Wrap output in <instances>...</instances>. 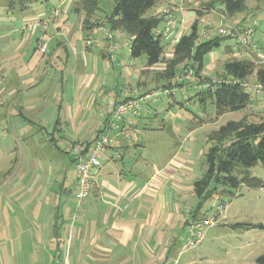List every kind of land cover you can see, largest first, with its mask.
Masks as SVG:
<instances>
[{
  "label": "rangeland",
  "instance_id": "rangeland-1",
  "mask_svg": "<svg viewBox=\"0 0 264 264\" xmlns=\"http://www.w3.org/2000/svg\"><path fill=\"white\" fill-rule=\"evenodd\" d=\"M31 1L20 9L18 4L11 6L9 0H0V226L8 221L14 226L28 227L26 235L11 240L13 247L39 252V240L30 229L48 218L51 194H59L64 182L71 189L70 196L73 197L75 184L72 165L69 154L64 152L69 144L60 141L56 134L63 133L69 143L82 134H73L69 126L71 120L66 125L59 118L63 119V113L66 116L68 113L78 115L77 129L86 130L87 136L93 133L95 121L92 119L98 113L88 110L87 104L92 95L99 97L98 85L120 92L123 87L129 86L138 90L137 114L125 117L126 120H134L135 125L130 130L132 138L127 139V143L135 141L141 146L136 149L132 147L131 154L125 156L122 162L117 161L118 166L115 167L127 171L138 155L157 165H162L168 157H181L185 163L178 178L183 185L186 203L195 208L197 198L192 185L205 172V154L211 144L209 135L229 120H263L264 85L258 84L254 76L248 77L246 87L251 94V104L243 110L217 114L209 99L201 100V85L190 68L180 65L173 75L165 76L163 62L146 66L144 55L130 57L131 36L127 33L119 36L118 31H111L121 61L115 62L114 68L106 67L100 55L107 45V39H104L109 31L106 23V30L98 31L96 28L93 34L89 32L93 43L99 40L100 45L94 43L90 52H86L84 40L78 37L79 33L84 32L81 29V15L74 11L81 0ZM189 1L192 2L190 5L199 6L196 18L199 23L206 22L205 26L199 24V28L205 29L207 36L220 34L219 28L229 29L234 34L231 39H222L218 47L205 55L201 76L213 80L222 77L223 63L229 58L225 46L235 44L236 40L238 42L239 34L247 29L251 30L252 39L259 47L257 54L264 61V0H246V8L230 16L222 13L218 3L214 4L213 9L207 8V0ZM110 2L100 0L101 11H97L93 17L98 26L102 25L110 12ZM55 9L59 10L56 15ZM210 9L214 11L210 12ZM167 10L172 12L170 7ZM66 16L67 19L62 22ZM56 21L62 22L66 29L57 30L54 27ZM164 24H160V29ZM189 25L181 30L179 37L189 31ZM200 38H203L201 34ZM162 43L163 56L168 58L174 43H170L166 36L162 38ZM41 46H44V51L40 50ZM244 49L246 52L237 53L235 50V54L242 57L253 54V50ZM86 53L89 60L88 65L84 66L82 56ZM94 57L98 58L97 65ZM125 61L135 70L129 76L123 66ZM64 62H67L66 66ZM93 72L94 82L88 88L83 85L82 78ZM26 76L33 77L34 84H27L24 81ZM61 87L64 112H59L57 105L59 98L56 93ZM144 91H148L149 96L144 97ZM77 107H81L79 114ZM68 108H72V112H68ZM80 115L86 117L81 121ZM40 120L45 123L46 133L39 130ZM51 134L55 135V140H50ZM109 134L112 135L111 132ZM113 151L105 150L102 162H105V155ZM250 172L264 179L260 163L250 168ZM40 186V190L36 191ZM31 187L33 193H26ZM230 192L217 191L201 204V220L216 216L217 221L214 225H205L203 237L195 247L186 250L179 248L180 253L175 256L178 264H257L256 258L264 253V230L235 229L230 225L237 222L264 224V186L249 188L241 185L238 189H230ZM21 193L26 194L20 198ZM62 200L65 201L66 197L62 196ZM218 205L225 206L220 214H217ZM2 233L0 229V248H7L10 239H5ZM183 242L184 239L180 246ZM26 249V256H23L25 262L34 264L33 255H29L31 252Z\"/></svg>",
  "mask_w": 264,
  "mask_h": 264
},
{
  "label": "crops",
  "instance_id": "crops-1",
  "mask_svg": "<svg viewBox=\"0 0 264 264\" xmlns=\"http://www.w3.org/2000/svg\"><path fill=\"white\" fill-rule=\"evenodd\" d=\"M191 3L189 0H161L157 7V11L163 13L168 7L172 10L173 23L170 34L167 36L170 43H172L174 35H179L181 30L196 18L199 6L190 5ZM58 11L55 9L54 15ZM213 11L210 9V12ZM67 17L61 21L64 22ZM62 22L56 21L54 27L57 30L66 29ZM164 22L165 17L162 23L164 24ZM95 29L93 28L90 33L93 34ZM97 30H106L104 24L98 26ZM117 33L119 36L124 34L120 31ZM113 35L111 31L106 33L104 39H107V45L100 51V55L103 57L106 67L114 68V63L121 60L116 52L117 45ZM78 37L84 40V50L88 53L94 43L96 46L100 45L99 40H94L93 43L89 32H81ZM124 44H129V42H124ZM74 51H76L75 48ZM168 55L171 56V53ZM93 59L97 65L98 58L94 57ZM82 60L84 63L82 65H88L87 53L82 56ZM66 63L64 62V66ZM120 66H122V62H120ZM123 66L126 67L125 73L128 76L135 71L126 61ZM145 71L143 70V72ZM25 74L27 75L28 72ZM94 78V72L86 74L82 78L83 85L88 88L92 87ZM34 80L31 76L24 78V81L29 85L34 84ZM138 83L140 84V81ZM97 87L99 99L92 95L87 104L88 110H95L98 113L96 116L92 115L95 118L92 121L95 123L93 124V133H88L89 138H87L89 135L87 136L86 130L77 129L78 115L72 116L68 113L66 116L63 113V119L59 118L66 125H69L68 121L71 120L69 126L73 134H82L70 143H84L93 140L102 118L100 112L108 108L112 99L119 102L128 97L139 98L138 90L130 86L123 87L121 92L107 90L105 86L102 88L98 85ZM56 95L59 98L57 103L59 112H64L65 109L61 105L62 87ZM147 96H149L148 91H144V97ZM71 110L72 108H68V112H72ZM76 110L79 114L81 107H77ZM85 117L82 115L80 120L82 121ZM133 121H131L128 135L125 133L116 134V130L110 131L114 136V141L107 150L114 151L105 155V162H102L100 168L95 171L91 192L86 198L78 199L76 197V182L70 158L72 178L75 184L73 197L70 196L72 195L71 189H68L69 187H66V184L62 182L59 194L52 193L48 200V204L51 206L48 218L40 221L35 228L30 229L39 240H37L40 246L37 248L39 252L12 245L11 240L26 235L28 227L14 226L8 224V221L0 226V229L3 230V237L10 239L9 247L0 248V264H28L23 257L26 256L25 249L27 252H31L29 255H33L34 264H169L173 258L179 255L180 244L182 239H185V221L189 218L190 211L194 209L193 206L189 207L186 203L183 185L178 178L185 161L175 155L168 157L162 165H157L147 162L144 157L138 155L135 158L136 162L126 169L127 171L117 169L115 167L118 166L117 161L122 162L125 156L131 154L132 147L136 149L141 146L139 142L135 141L127 143V139L132 138L130 130L135 128ZM40 123L41 125L38 123L39 130L46 133V128L43 126L44 121L40 120ZM56 135L60 137V141L70 144L63 133L59 132ZM49 138L55 140V135L51 134ZM117 146L119 148H116ZM120 149L123 150L122 153ZM40 188L41 186L36 191ZM28 191L33 193L34 190L31 187L30 190H26V193ZM26 193H21L19 197H23ZM62 196L66 197L65 201L62 200Z\"/></svg>",
  "mask_w": 264,
  "mask_h": 264
},
{
  "label": "trees",
  "instance_id": "trees-1",
  "mask_svg": "<svg viewBox=\"0 0 264 264\" xmlns=\"http://www.w3.org/2000/svg\"><path fill=\"white\" fill-rule=\"evenodd\" d=\"M30 2L31 0H9L11 6L18 4L20 9H24ZM160 3L161 0H111V10L102 24L106 23L109 31H121L131 36L130 57L138 58L144 55L148 67L163 62L165 67L162 71H165V76L173 75L175 68L180 65L190 68L198 80L197 83L201 85V100L209 99L217 114L243 110L251 104V94L246 87L247 78L254 76L258 84L264 85V61L257 54L259 47L258 51L253 50V54L238 56L235 54L239 45L236 40L235 44L225 46L224 50L229 58L223 63L222 77L213 80L201 76L205 55L218 47L222 39H231V36L218 34L200 38L202 28H199V20L195 18L189 31L180 35L178 41L173 44L171 56L165 58L162 43L164 36L158 32L160 24L164 21V13L157 11ZM205 3L207 8L213 9L214 4L218 3L222 7V13L227 16L242 12L246 8V0H207ZM99 4L100 0H81L74 7V11L81 15V29L86 33L98 27L93 17L100 10ZM209 139L211 144L205 154V172L192 185L197 205L190 211L185 225L193 220H201V204L217 191L230 192V189H238L241 185L249 188L264 186V179L250 172V168L258 163L264 170V119L229 120L213 131ZM92 141L84 142V153ZM230 226L242 230H264L262 223L237 222ZM256 263L264 264V253L256 258Z\"/></svg>",
  "mask_w": 264,
  "mask_h": 264
},
{
  "label": "built area",
  "instance_id": "built-area-1",
  "mask_svg": "<svg viewBox=\"0 0 264 264\" xmlns=\"http://www.w3.org/2000/svg\"><path fill=\"white\" fill-rule=\"evenodd\" d=\"M165 24L158 32L164 37L170 34V30L173 23V14L164 10ZM199 23L200 25H206ZM218 32L222 35L233 36L231 30L219 28ZM200 34L202 37L207 36V31L202 29ZM179 39L178 35L172 37V43H176ZM238 47L236 52H245L244 48L251 50H258L257 44L253 41L251 30H243L238 36ZM44 46L40 47L41 51H44ZM113 50V49H112ZM138 109V99L135 97H128L125 100L116 102L111 100L108 108L100 112L102 117L97 127V133L93 138V141L87 151L84 153L85 147L80 144H69L66 148V152L72 159L73 174L76 182V197L83 199L89 196L93 184L95 171L100 168L103 160L104 151L110 148L114 141V136L110 135L111 130H116V134L125 133L128 135L131 120H126V115L135 116ZM224 205H218L217 214H220L224 210ZM217 221L216 216L212 218H205L203 220L190 221L184 227L185 239L181 246V249L186 250L195 247L203 237L205 225H214ZM169 264H178V258L172 260Z\"/></svg>",
  "mask_w": 264,
  "mask_h": 264
}]
</instances>
